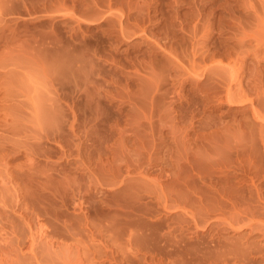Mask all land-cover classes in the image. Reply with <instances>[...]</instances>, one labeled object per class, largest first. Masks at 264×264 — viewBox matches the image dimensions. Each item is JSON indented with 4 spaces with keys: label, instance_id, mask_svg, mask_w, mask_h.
Returning a JSON list of instances; mask_svg holds the SVG:
<instances>
[{
    "label": "rangeland",
    "instance_id": "1",
    "mask_svg": "<svg viewBox=\"0 0 264 264\" xmlns=\"http://www.w3.org/2000/svg\"><path fill=\"white\" fill-rule=\"evenodd\" d=\"M262 203L264 0H0V264H264Z\"/></svg>",
    "mask_w": 264,
    "mask_h": 264
},
{
    "label": "bare ground",
    "instance_id": "2",
    "mask_svg": "<svg viewBox=\"0 0 264 264\" xmlns=\"http://www.w3.org/2000/svg\"><path fill=\"white\" fill-rule=\"evenodd\" d=\"M110 1H111V0H109V3H110ZM255 41H257V43H258V40H255ZM258 44H260V42H259ZM262 204H264V203H262ZM262 207H264V206H262ZM262 209H264V208H262ZM239 210H240V212L242 211L241 209H239ZM244 211H245V210H243L242 212H244ZM234 212H235L234 214L236 215V209H235ZM238 212H239V211H238ZM242 212H241V217H243V216H242ZM255 213H257V212H255ZM244 214H246V213L244 212ZM250 214H251V213H250ZM250 214H249V212H247V215L250 217V220H247V222L250 221V224L253 226V223H254V222L257 223V221L253 220L254 218H253L252 216H250ZM260 214H262V213H259L258 215H260ZM238 215H240V214H238ZM251 215H252V214H251ZM258 215H257V216H258ZM248 216H247V217H248ZM254 216L256 217V214H254ZM233 217H235V216H233ZM247 217L244 216L243 218H247ZM243 218H242V219H243ZM224 220H226V219H224ZM227 220H228V219H227ZM243 220H245V219H243ZM222 221H223V220H222ZM222 221H221V222H222ZM260 221H261V220H260ZM236 222H237V224H238L239 222H240V223L243 222V221H242V222L240 221V216H239V218H236V217H235V218H231V216H230L229 221H223V223H226V225H230V226H231V225H234ZM247 222H246V220L244 221V223H247ZM223 223H222V224H223ZM244 223H243V224H244ZM250 224H247V225L250 227ZM257 224H258V223H257ZM257 224H256V225H257ZM223 225H224V224H223ZM226 225H225V226H226ZM259 225H260V223H259L258 226H257V227H259V228L255 229V227H254V228H253V231H251V232H254V231L256 230V231H258V232L264 233V229H262ZM234 226H235V225H234ZM227 227H228V226H227ZM249 227H248V228H249ZM224 228H225V227H224ZM228 228H229V227H228ZM228 228H226V229H228ZM231 228H233L232 230H234V227L231 226ZM244 228H245V227H244ZM222 229H223V228H222ZM237 229H238V227H237ZM251 232H250V233H251ZM250 233H249V234H250ZM254 234H255V233H254ZM247 236H248V234H247ZM249 236H251V235H249ZM254 236H255V235H254ZM262 237H264V235H262ZM253 238H254V237H253ZM243 239H244V238H243ZM250 239H251V238H250ZM253 241H254V240H253ZM255 241H256V240H255ZM255 241H254V243L257 242V241L255 242ZM215 242H216V241H215ZM226 242H227V241H226ZM258 242H259V241H258ZM222 243H223V242H221V244H222ZM247 243H248V242H247ZM260 243H261V242H260ZM221 244H220V246H221ZM231 245L233 246L232 248H234L235 245H233V244H231ZM237 245H238V244H237ZM241 245H244V244H241ZM241 245H240V246H241ZM246 245L251 246L250 244H246ZM216 246H217V245H216ZM216 246H215V247H216ZM220 246H219V247H220ZM238 246H239V245H238ZM240 246H239V248H238L237 246H235V248H234L233 250H229L228 252H223V253H221V254L217 253V254H216V257H217L216 260L214 259L215 257H214V254L212 253L213 255H211L212 257H210V258L208 259V262H210V261H211L210 259L212 258V259L215 261V263H216V262L220 263V261H219L218 259H221V260H222L221 263H222V264H223V263L226 264L227 261H228L227 263H229V260H227V258H231L232 256H234V257H238V258H242V261H243V262L246 261V260H251L250 257H249L250 255H248L249 250H248V249H244V248H243L244 246H242V247H240ZM258 246H260L259 243H258ZM212 247H213V249H214V246H212ZM217 247H218V246H217ZM221 247H223V245H222ZM224 247H225V246H224ZM224 247H223V248H224ZM226 247L228 248L229 246L227 245ZM226 247H225V248H226ZM225 248H224V249H225ZM242 248H243L244 250H242ZM253 248H256V246H253ZM213 249H212V251L215 253L216 251H214ZM206 250H207V249H206ZM220 250H221V249H220ZM252 250H253V249H252ZM252 250L250 249V252H251ZM260 250H261V249H260ZM207 251H208V250H207ZM207 251H206V252H207ZM207 253H208V252H207ZM249 254H251V253H249ZM209 256H210V255H209ZM213 257H214V258H213ZM232 259H233V257H232ZM234 259H235V258H234ZM213 260H212L211 262H213ZM217 260H218V261H217ZM233 261H234V260H233ZM235 261H236V260H235ZM237 261L241 264V261H239V260H237ZM251 261H253V260H251ZM211 262H210V263H211ZM230 262H231V261H230ZM243 262H242V264H243ZM248 262H249V261H248ZM213 264H214V263H213ZM236 264H237V263H236ZM251 264H252V263H251Z\"/></svg>",
    "mask_w": 264,
    "mask_h": 264
}]
</instances>
